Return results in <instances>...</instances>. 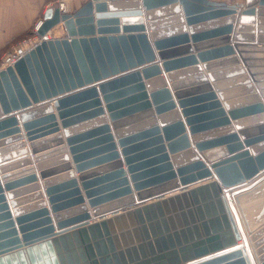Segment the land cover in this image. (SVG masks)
<instances>
[{
    "label": "water",
    "instance_id": "obj_1",
    "mask_svg": "<svg viewBox=\"0 0 264 264\" xmlns=\"http://www.w3.org/2000/svg\"><path fill=\"white\" fill-rule=\"evenodd\" d=\"M37 34L0 71V264H264V0H86Z\"/></svg>",
    "mask_w": 264,
    "mask_h": 264
},
{
    "label": "crops",
    "instance_id": "obj_2",
    "mask_svg": "<svg viewBox=\"0 0 264 264\" xmlns=\"http://www.w3.org/2000/svg\"><path fill=\"white\" fill-rule=\"evenodd\" d=\"M85 1L74 0L73 2L67 5L66 9L69 12H74ZM212 1L226 2L227 4L243 3V0H212ZM55 5H56V0H0V51H2L6 47V45L10 43L11 41L15 39H20L21 37L29 34L34 24L38 20L42 19V16L45 10L48 9L49 7H54ZM256 8H257V5H256ZM146 23L147 21H145V24ZM233 26L236 29V26H237L236 21L233 24ZM234 34H235V30H233L232 34L229 35L230 36L229 43L231 45H234L235 43H244V42H235ZM48 36L50 39L64 37V31H63L62 26L59 25L55 27L53 30H51ZM246 43L255 44L256 42H246ZM191 47L193 48L192 44H191ZM192 53L196 54L197 51H195L193 48ZM51 104L53 106V103ZM54 114L56 115L55 111H54ZM16 152L17 150H11V151L3 152L2 154H0V160L9 158V160H4V162H0V166L3 167L2 165H7L9 163L19 160L21 157H25L24 155L21 157L17 156L15 158H12L17 155ZM15 171L17 170H13L12 172H15ZM12 172H8V173H12ZM1 176L3 175L0 174V177ZM77 176H78V173H75L76 178ZM196 186L197 184L193 186H189L185 188L183 191H189L190 189H193ZM28 205L29 204H26L24 206H28ZM90 223H93V220H91Z\"/></svg>",
    "mask_w": 264,
    "mask_h": 264
},
{
    "label": "built area",
    "instance_id": "obj_3",
    "mask_svg": "<svg viewBox=\"0 0 264 264\" xmlns=\"http://www.w3.org/2000/svg\"><path fill=\"white\" fill-rule=\"evenodd\" d=\"M73 1L74 0H56L55 6L58 7L60 11H64L67 5ZM41 25L42 19L34 24L29 34L20 39L11 41L2 51H0V71L12 67L19 58L40 43L41 38L37 32Z\"/></svg>",
    "mask_w": 264,
    "mask_h": 264
}]
</instances>
